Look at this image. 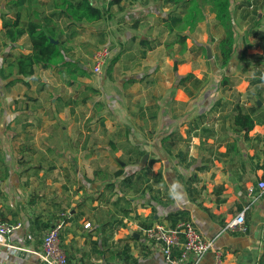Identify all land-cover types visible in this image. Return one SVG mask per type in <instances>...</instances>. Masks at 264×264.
<instances>
[{
	"label": "rangeland",
	"instance_id": "1",
	"mask_svg": "<svg viewBox=\"0 0 264 264\" xmlns=\"http://www.w3.org/2000/svg\"><path fill=\"white\" fill-rule=\"evenodd\" d=\"M8 1L0 0V14L12 19L14 9ZM40 1L46 3L42 11L51 13L48 10L50 0ZM250 1L233 0L232 4L235 39L237 38L233 57L239 59L243 52L244 55L247 53L249 56H245V60L249 64L226 68L222 67L218 49L223 30L213 14L209 13L207 21L200 23L189 34L183 47L180 44L171 45L176 36L166 31L162 21L171 15L182 16L184 11H174V6L168 4L167 0H123L114 7L113 13L108 16L114 23L124 21L121 12L127 11L126 13L131 14L129 22H126L128 25L118 28L121 37L119 47L109 61L103 77L98 81L89 71V78H83L81 82L97 89V94L86 90L80 84L74 87L61 85L55 91H48L43 102L45 108L41 111H32L29 104H25L26 101L19 105V113H47L54 126V134L50 136L52 146L46 145L39 138L38 147H32L28 136H17L16 132L9 134L6 140L5 135L9 131L3 132V143L10 141L7 144L11 149L0 151V159L19 161L24 164L25 172L38 177L39 182L30 184L29 190L24 192L20 201L24 211L27 205L31 207V212L37 207L44 211L52 202L57 204L59 210L71 204L78 206L83 194L78 178L95 177L94 173L97 171L111 176L120 168H125L126 175L134 174L129 186H125L121 178L117 188H106L99 180V175L95 177L98 179V191L92 193L91 198L101 203L102 209H109L115 201H118L120 207H126L128 200L137 199L139 202L136 207L128 213L132 212L131 217L139 221L141 218L137 209L142 208L140 204L146 197V190L150 191L152 198H156L157 190L153 186L159 184V175L149 176L151 172H148V168L144 173L140 170V166H151L153 159L161 158L158 152L160 138L155 134L159 113H177L180 117H185L184 121L179 122L182 125L194 123L199 127H207L212 123L213 117L224 119L225 115L234 117L239 112L249 113L255 109L254 113L259 122L264 115V0H256L253 9L250 8ZM97 2L100 3V0ZM137 7L151 8L153 11L155 25L151 26L153 30L149 34L154 39L156 48L152 51H146L140 44L141 39L147 36L149 28L141 32H136L133 28L135 22L141 20V15L130 12ZM104 22L105 20L99 24L86 25V28L79 27L76 36L71 40L68 39L71 30L64 35L67 45L73 47L71 58L82 66L87 67L92 55L109 43L103 34ZM205 45L211 47L212 59H208ZM258 49L263 54L257 52ZM3 53V45H0L1 61H4V57L12 59L14 56L11 51H7L5 55ZM115 58H118L117 62L107 73ZM52 73L47 71L48 76ZM188 74L192 76L185 83L180 82V78ZM55 78L57 83H62L61 79L67 80L65 75ZM131 81L137 82L130 83ZM68 100L73 104L65 106ZM19 106L13 108V105L5 102L4 97H0L2 113H12ZM193 113L201 115L187 121ZM232 124L233 120L226 132L233 129L236 134L237 128ZM235 134L226 133L221 141L230 144L235 140ZM176 142L175 149L185 141L179 139ZM110 143L118 150L113 151ZM145 155L149 157L142 165ZM47 175H53L52 184L43 182ZM170 175L171 178L176 177L173 173ZM139 176L140 179L137 180ZM159 194H165V190H160ZM33 200L36 202L34 207L30 204ZM198 226L200 228L199 224ZM15 233L12 235L15 236Z\"/></svg>",
	"mask_w": 264,
	"mask_h": 264
},
{
	"label": "crops",
	"instance_id": "2",
	"mask_svg": "<svg viewBox=\"0 0 264 264\" xmlns=\"http://www.w3.org/2000/svg\"><path fill=\"white\" fill-rule=\"evenodd\" d=\"M12 1L14 0L8 2ZM93 1L95 5L107 10L106 18L114 26L119 47L121 37L118 28L128 25L126 22H129L131 13L121 12L124 21L114 23L108 16L120 4H111V0H100V3ZM130 12L141 15L138 26L135 27L137 21L133 25L136 32L149 28L147 36L141 40L154 41L149 34L153 30L151 26L155 25L151 8L137 7ZM3 19L7 17L0 14V45H3V55L11 51L14 58L28 53L31 49L28 36H24L15 46L7 42L2 30ZM106 24L105 19L103 34L108 40ZM236 39L234 50L237 47ZM257 52L262 53V50L258 49ZM245 56L249 55H244L243 52L239 59L233 57L231 66L242 67L249 64ZM3 64L4 61H1L0 67ZM47 71L50 70L37 68L35 78L29 81L28 87L17 84L7 88L5 81L0 79V97H4L5 102L13 105V108L26 101L25 104H29L32 111H41L45 108L43 102L48 91H55L61 85L67 86L66 81L61 78L64 85L56 82L55 76L59 77V74L53 72L48 76ZM79 82H83V78ZM1 109L0 107V151L11 149L7 144L10 141L3 143L2 139L6 137L8 140L14 132L18 133L17 136H28L32 147H38L39 138L46 145L52 146L50 136L54 134V126L47 113H19L20 106L12 113H2ZM197 115L201 113H193L187 121L190 122ZM256 116L254 113L255 128L249 134L239 129L235 134L233 129L226 132L232 120L234 124V117L230 115H225L224 119L213 117L212 123L207 127H199L194 123L191 126L189 123L179 124L185 117H180L177 113H159L155 134L160 138L158 152L161 158L147 167L148 172H151L149 176L159 175V184L153 186L157 190L156 198H152L150 191L146 190V197L140 204L142 208L137 209L141 218L139 221L131 217L132 212H123L136 207L139 201L134 198L127 201L126 207H120L118 201H115L109 209H102L103 205L91 198L92 193L98 191L99 184L95 177L90 176L78 178L80 190L83 191L78 206L71 204L59 210L57 204L52 202L44 211L37 207L38 212L36 209L31 212L29 205L24 211L20 201L30 184H37L38 177L25 172L24 164L19 161L0 159V222L21 225L16 235L9 239L12 246H0V264H44L31 253L39 250L42 243V238H37L36 233H39L44 223L51 225V228L61 221L64 223L61 243L69 264H166L162 245L147 244L143 231L146 229L145 225L171 226L168 215L180 211L185 212L198 228V224L200 225L203 236H209L206 239L214 241L215 250L224 255L226 264H258L264 250L260 238L261 224L264 221V194L254 199L248 194L251 185L264 180V115L259 122ZM3 132L8 134L4 137ZM226 133L235 134V140L230 144L221 141ZM179 139L185 142L175 149L176 140ZM46 149L48 150V146ZM173 153L175 155L172 158ZM170 173L176 177L171 178ZM43 182L52 184L53 175L45 176ZM160 190H165V194L160 195ZM30 204L32 207L36 206L34 200ZM242 211H246L248 232L242 234L226 230L227 224ZM86 223H90L91 228H85ZM187 264H216V256L214 252H208L200 258L191 256Z\"/></svg>",
	"mask_w": 264,
	"mask_h": 264
},
{
	"label": "trees",
	"instance_id": "3",
	"mask_svg": "<svg viewBox=\"0 0 264 264\" xmlns=\"http://www.w3.org/2000/svg\"><path fill=\"white\" fill-rule=\"evenodd\" d=\"M174 6V11L182 9V16L171 15L164 19L163 25L166 31L176 39L171 44L186 45L189 34L193 33L200 23L207 21L208 14L215 16V20L223 30V37L218 44L219 58L222 67H230L233 61V50L235 44V25L232 16L233 0H167ZM122 0H113L111 4H120ZM45 2L40 0H14L11 5L14 9L12 19H3V33L7 42L15 46L24 36L29 37L31 49L28 53H22L12 59H4V64L0 67V79L5 81L7 88L17 84L29 86V81L36 75V69L50 70L59 75L67 76L66 85L74 87L76 84L84 86L88 91L97 94L98 90L90 85L79 82L80 78H89L88 68L71 58L72 46L67 45L64 35L71 30L68 39L71 40L77 34L79 27L86 28V25L95 24L106 19L107 10L94 4L93 0H50L48 10L50 14L42 11ZM209 8V11H207ZM139 22H136L137 27ZM57 42V43H56ZM146 51L156 48L153 40L143 39L140 41ZM205 45V49H206ZM207 52V50H205ZM113 59L107 73L117 62ZM192 74L180 78V82H186ZM131 81L130 83H136ZM87 99L84 101L86 103ZM68 100L65 106L72 105ZM254 110L249 113L239 112L234 116V126L240 131L249 134L255 128L253 118ZM113 151L118 149L110 143ZM143 155L144 153H136ZM158 162L153 159L151 164ZM140 170L146 172L147 167L140 166ZM95 177L100 176L103 186L106 188H117L119 180L123 178L125 186H129L134 174L126 175L125 168H120L111 176L102 171L94 173ZM110 176V178H109ZM140 179V176L137 177ZM97 179V178H96ZM98 180V179H97ZM110 180V182H107ZM117 193V192H116ZM117 195V194H116ZM96 200V199H95ZM128 214V211H123ZM171 220V226H175L180 220H190L185 212L180 211L170 213L167 217ZM61 220V218H60ZM59 220V221H60ZM34 225V224H33ZM51 225L46 223L36 233L37 238L44 237ZM151 225H145L149 228ZM41 239V242H42ZM258 264H264V250Z\"/></svg>",
	"mask_w": 264,
	"mask_h": 264
},
{
	"label": "built area",
	"instance_id": "4",
	"mask_svg": "<svg viewBox=\"0 0 264 264\" xmlns=\"http://www.w3.org/2000/svg\"><path fill=\"white\" fill-rule=\"evenodd\" d=\"M256 0L250 1V8H254ZM106 31L109 43L96 51L87 65L88 70L99 81L106 70L116 48L118 47L114 26L106 18ZM90 73V75H91ZM258 193V194H257ZM251 198L264 194V180L258 181L248 188ZM246 211H242L231 220L226 230L246 234ZM64 223L61 221L51 227L42 239L40 249L31 251L44 264H69L66 253L62 248L61 233ZM21 228L20 224H6L0 222V246L11 247L9 239L12 234ZM85 228H91L90 223ZM261 244L264 245V221L261 224ZM144 240L147 244H160L166 264H187L191 256L202 257L208 252H214L216 264H226L224 255L214 248V241L206 239L196 225L190 220H180L175 226L154 225L143 231Z\"/></svg>",
	"mask_w": 264,
	"mask_h": 264
},
{
	"label": "water",
	"instance_id": "5",
	"mask_svg": "<svg viewBox=\"0 0 264 264\" xmlns=\"http://www.w3.org/2000/svg\"><path fill=\"white\" fill-rule=\"evenodd\" d=\"M206 50H207V57H208V59H212L213 58V53H212L211 47L207 46L206 47ZM175 69L176 70L178 69L177 63H175ZM148 157H149V155H145L144 156V158L142 160V165H144L147 162Z\"/></svg>",
	"mask_w": 264,
	"mask_h": 264
}]
</instances>
